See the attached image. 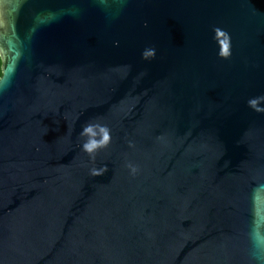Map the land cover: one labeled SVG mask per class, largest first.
Segmentation results:
<instances>
[{
  "label": "water",
  "instance_id": "obj_1",
  "mask_svg": "<svg viewBox=\"0 0 264 264\" xmlns=\"http://www.w3.org/2000/svg\"><path fill=\"white\" fill-rule=\"evenodd\" d=\"M0 61V264H264V0H0Z\"/></svg>",
  "mask_w": 264,
  "mask_h": 264
},
{
  "label": "clouds",
  "instance_id": "obj_2",
  "mask_svg": "<svg viewBox=\"0 0 264 264\" xmlns=\"http://www.w3.org/2000/svg\"><path fill=\"white\" fill-rule=\"evenodd\" d=\"M214 36L213 39L217 41L218 44V53L217 55L222 59H228L232 55V45H231V36L228 32L221 28L213 29ZM156 55L155 48L148 49L142 52L141 56L143 59L154 58ZM260 100H264V96L251 98L248 100V105L256 112H264V106L259 104ZM79 135L86 137L87 139L81 145L84 152L89 155H94V153L100 149L107 147L111 142L110 130L105 125L88 123L85 124ZM130 170L134 174L136 172L135 166L129 165ZM102 171H107V166L103 167ZM101 170H93V175L102 174Z\"/></svg>",
  "mask_w": 264,
  "mask_h": 264
},
{
  "label": "trees",
  "instance_id": "obj_3",
  "mask_svg": "<svg viewBox=\"0 0 264 264\" xmlns=\"http://www.w3.org/2000/svg\"><path fill=\"white\" fill-rule=\"evenodd\" d=\"M0 63H1V61H0ZM0 75H1V69H0Z\"/></svg>",
  "mask_w": 264,
  "mask_h": 264
}]
</instances>
